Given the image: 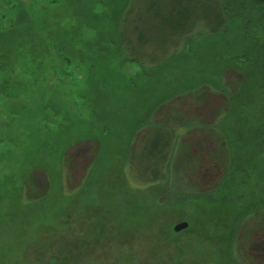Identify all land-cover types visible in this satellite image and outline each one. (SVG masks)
Wrapping results in <instances>:
<instances>
[{"label":"rangeland","instance_id":"1","mask_svg":"<svg viewBox=\"0 0 264 264\" xmlns=\"http://www.w3.org/2000/svg\"><path fill=\"white\" fill-rule=\"evenodd\" d=\"M51 2L0 0V264H264V234L256 229L264 220L249 219L250 212L264 207L263 150L252 141L243 152L235 145L240 173L214 195L191 198L196 192H179L169 183L144 185L129 166L132 137L146 127L164 94L178 88L179 73L170 72V87L157 86L147 78L150 68L141 75L137 66L126 64L113 46L112 0H56L48 6ZM137 5L141 11L150 4L139 0ZM262 17L258 13L254 20ZM245 24H234L221 39L210 32L197 37L195 45L205 43L206 51L194 59L206 52L257 53L248 38L239 42ZM262 42L257 39L256 45ZM256 67L264 70V59ZM221 69L208 71L206 79L217 92L228 87L239 95L246 70ZM196 72L184 74L195 76L187 79L194 87ZM207 96L204 106L196 97L176 96L164 109L217 130L264 132L258 101L252 117L263 121L251 127L239 117L241 100L233 111L227 97ZM161 109L157 122L165 116ZM145 132L135 138L136 149ZM95 136L110 145L90 172L98 144L85 138ZM203 136L185 140L193 147L191 156L201 159L187 188L208 192L224 173L211 160L217 144ZM181 223L189 226L178 233Z\"/></svg>","mask_w":264,"mask_h":264},{"label":"trees","instance_id":"2","mask_svg":"<svg viewBox=\"0 0 264 264\" xmlns=\"http://www.w3.org/2000/svg\"><path fill=\"white\" fill-rule=\"evenodd\" d=\"M138 1L112 0L110 4L109 23L115 43L113 46L117 47L115 51H118L120 56L125 57L126 64L137 66L138 74L141 73L142 75L143 70L150 68L147 78L153 80V84L162 86L165 82L170 87V82L174 80L171 74L173 72L179 73V79L175 80L179 85L173 93L164 94L165 100L150 113L149 118H152L150 121L148 120L146 127L145 125L138 127V131L133 134L128 151L132 175L146 186L169 183L173 190L186 193L188 189L192 193L196 192L189 195L191 198L217 194L227 182H230L234 176L240 173L241 154L234 151L235 147L238 146L241 152L247 151L250 146L249 143L252 141L264 153V132H228L222 128L219 129V127L217 130L215 127H208L200 120H188L183 114L164 108L176 96L196 97L197 102L204 106L207 95L213 93L230 99L229 107L233 111V106L236 107L237 105L234 102L238 103L241 100L243 104H238L242 108L241 113L238 112L240 113L239 117L243 115L248 122L250 121L251 127L252 123L261 124L262 117L258 120L252 116L257 101L261 105L258 107L264 112V70L256 67L262 66L264 59V42L256 45L257 39L264 38V0H147L150 4L149 7L142 8L141 11L139 8L142 5L138 6ZM55 4L56 0H52L48 6H55ZM258 13L263 15L259 22L254 20ZM245 22L246 28L242 29L239 42L248 38L249 44L255 43L254 46H257V53L254 52L253 54L251 51L249 54L238 53L237 55V53L230 52V54L210 55L206 52L204 55L206 57L194 59L201 52L206 51L205 43L195 45L194 40L197 37L205 36L207 35L206 32H210L213 37L221 39L225 31H231V26ZM102 32L105 33V30ZM214 48L217 49V46ZM67 63L70 61L68 60ZM229 66L241 68L247 72L248 78L244 90H240L239 95L231 94L228 87H225L223 92H217L216 88L205 77L208 71L216 74L218 70H222L221 68ZM253 66L256 67L255 75L251 69ZM195 69L197 71V84L194 87L187 83L189 82L187 79L195 81V76L188 78L184 77V74L195 75ZM257 74H259L258 77ZM257 79L260 84H255ZM251 82L254 84L252 90L246 87L247 83ZM185 85L190 86L185 87ZM246 89L249 90L245 91ZM184 91L186 93H183ZM144 93L146 95L147 92ZM244 98L250 99L252 105L246 103L247 100H243ZM160 108H163L162 111L165 110V116L162 121L157 122L155 114ZM222 117L223 115H221ZM163 126L166 129L168 126L175 129L179 128V132H159L157 128ZM142 131H146V134L141 146L136 149L133 144L135 138ZM196 133H201L205 139L213 140L217 144L218 152L211 157V160L218 162L223 167L224 177L222 181L218 187L208 192L202 191L200 188H187L189 176L195 173L194 170L198 163L200 164L201 159L199 156H191L190 151L193 147L185 140L188 136ZM85 141H94L98 144L94 157L95 162L91 164L90 171L91 167H94L92 165H96L99 157L106 153L102 152V148L109 147L110 144L106 146L102 136L99 138L96 136L94 138L86 137ZM138 154L142 157L141 163V160H137ZM176 158H181L184 161H176ZM89 177L90 173L83 183L88 181ZM263 215L264 207H261V209L250 212L249 219L260 220L262 218L264 220ZM247 222L248 217H245L243 226L246 230ZM256 229L264 234L262 225H258Z\"/></svg>","mask_w":264,"mask_h":264},{"label":"water","instance_id":"3","mask_svg":"<svg viewBox=\"0 0 264 264\" xmlns=\"http://www.w3.org/2000/svg\"><path fill=\"white\" fill-rule=\"evenodd\" d=\"M188 226H189L188 223H181L175 227V231L178 233L182 232V231L186 230L188 228Z\"/></svg>","mask_w":264,"mask_h":264}]
</instances>
